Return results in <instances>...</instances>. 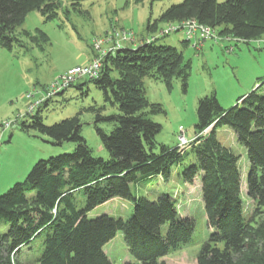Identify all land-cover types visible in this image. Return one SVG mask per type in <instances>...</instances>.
<instances>
[{"label": "trees", "instance_id": "16d2710c", "mask_svg": "<svg viewBox=\"0 0 264 264\" xmlns=\"http://www.w3.org/2000/svg\"><path fill=\"white\" fill-rule=\"evenodd\" d=\"M60 6L61 0H0V46L25 45L17 29L27 15L37 11L52 20ZM189 19L221 36L236 38L238 43L264 39V0H183L166 8L158 19H150L147 30L155 33L159 22ZM39 35L44 40L40 43H48L41 30L34 38L40 39ZM150 37L105 55L98 77L70 85L86 95L92 83L118 109L105 114L104 107L96 104L87 108L95 116L108 159L95 156L82 136L79 113L51 125L44 123L41 111L53 97L24 115L21 130L47 135L54 145L73 142L75 149L38 160L23 181L0 194V223L7 225L0 232V264H26L21 255L36 238H42L36 264H112L104 248L119 231L134 258L125 264H167L164 256L191 241L195 219L181 216L171 195L162 194L155 200L138 197L132 184L140 177L156 175L169 180L174 166L186 184L200 178L202 201L213 230L197 255V264H264V93L259 86L239 96L230 108L221 105L215 92L206 95L198 101L196 137L190 148L180 151L178 145H158L156 136L162 126L151 115L164 109L149 101L144 80L150 76L171 87L179 79L186 90L190 62L176 47L158 44L162 37L147 42ZM101 123L113 128L106 131L99 127ZM221 127L232 129L247 151V196L253 200L250 215L245 211L240 155L221 142ZM78 195L84 197L82 206L77 203ZM113 198L133 202L128 219L108 214L89 217L90 211Z\"/></svg>", "mask_w": 264, "mask_h": 264}, {"label": "rangeland", "instance_id": "374dc122", "mask_svg": "<svg viewBox=\"0 0 264 264\" xmlns=\"http://www.w3.org/2000/svg\"><path fill=\"white\" fill-rule=\"evenodd\" d=\"M183 0H61L57 9V17L45 20L37 11L30 12L17 32L25 45L15 43L12 49L0 46V130L4 121L11 120L14 125L4 132L0 144V194L6 192L16 182L23 181L33 165L40 159L49 158L61 153L72 152L75 143L64 142L54 145L51 139L35 130L25 132L20 128L24 114L28 113L29 100L27 93L41 89L37 98L44 96L46 87L67 69L78 64L90 62L97 56L93 40L103 38L113 28H127L135 35L134 42H122L124 45H139L142 39L154 33L147 30L148 21L158 19L162 12L172 4ZM222 1V0H219ZM166 23L159 22L158 29ZM26 30L32 34H24ZM41 30L48 36V43L42 35L34 38ZM115 39L113 42L116 43ZM183 32H173L160 38L158 44H167L183 52L190 62L188 88L176 79L171 87L161 80L146 77L147 97L152 103H160L164 112L152 114L151 118L161 124L162 129L156 136L158 145L175 147L181 142V131L193 141L195 125L198 121L197 107L200 98L215 92L221 105L230 108L236 99L259 87L264 93V45L257 40L249 43L234 44L235 49L229 51L226 44L208 40L199 48L193 43L183 42ZM121 41V40H117ZM113 44H103L102 52ZM92 52L93 57L87 62ZM96 104L104 107L105 114L118 112V109L105 100L104 93L94 84L88 85L85 95L82 90L69 87L63 94L53 97L47 107L41 111L43 121L47 125L65 118L80 114L82 122L81 134L87 140L95 156L109 158V152L97 134L94 114L87 108ZM99 127L110 131L111 124H99ZM210 131L207 129L205 133ZM221 142L240 155L242 170V193L245 211L251 214L253 200L247 196L246 176L250 163L246 148L237 141L232 129L221 127L218 130ZM186 146L184 150H188ZM159 149H157L158 151ZM187 156L185 157V162ZM180 169L174 166L172 176L165 180L156 175L148 179L139 178L132 184V190L138 197L146 196L155 200L162 194H169L175 200L179 214L195 219V230L188 245L175 250L162 258L167 264H197V255L203 243L209 239L212 229L208 225L201 193V180L194 184H186L179 175ZM84 197L77 196L79 206L84 205ZM134 209L133 202L123 198H113L89 212L90 218L108 214L115 218L128 219ZM167 225L163 228L165 233ZM7 225L0 223V232ZM112 264H125L134 260L125 242L124 233L119 231L115 238L105 245ZM42 252V238H36L31 248H25L21 259L26 264H36Z\"/></svg>", "mask_w": 264, "mask_h": 264}, {"label": "built area", "instance_id": "2783aa9c", "mask_svg": "<svg viewBox=\"0 0 264 264\" xmlns=\"http://www.w3.org/2000/svg\"><path fill=\"white\" fill-rule=\"evenodd\" d=\"M183 32L186 41L188 43H193V46L199 48L205 41L212 40L216 42H220V44H227L226 47L229 51L234 50V45L231 42L238 43V39L232 38L231 36H221L215 29L203 25L199 23L195 19H189L182 22H171L167 23L164 27L160 28L158 32H155L150 38L147 39V42H150L158 37H164L173 32ZM115 39L121 40L120 42L116 40V43L113 42ZM135 35L133 31L128 30L127 28H113L109 33L105 35L103 38L96 37L93 40V44L95 49L97 50V56H95L90 62L85 64H78L73 66L62 74L59 75L52 83H50L46 87V91L44 92V96L41 98H37V94H41L42 88L35 89L33 92L27 93L26 97L29 100L28 105V113H33L35 110L47 99L54 97L58 93L64 91L69 88L71 84L85 79V78H96L99 76V73L102 68L103 59L105 55L112 53L122 47L127 45H123L122 42H134ZM144 40V39H143ZM143 40L139 43L141 44ZM260 44L264 45V39L257 40ZM111 43L107 51L102 52L103 44ZM136 46V45H130ZM25 115V114H24ZM23 115V116H24ZM14 125L13 121L7 120L4 121L1 125L0 130V144L3 141L4 132L11 129ZM180 144L179 150L183 151L186 146L191 144V140L187 138L186 133L181 131L179 135Z\"/></svg>", "mask_w": 264, "mask_h": 264}, {"label": "crops", "instance_id": "0c3cea01", "mask_svg": "<svg viewBox=\"0 0 264 264\" xmlns=\"http://www.w3.org/2000/svg\"><path fill=\"white\" fill-rule=\"evenodd\" d=\"M92 57H93V54H92V52H91V53H90V56L87 58V62L90 61V60L92 59Z\"/></svg>", "mask_w": 264, "mask_h": 264}]
</instances>
